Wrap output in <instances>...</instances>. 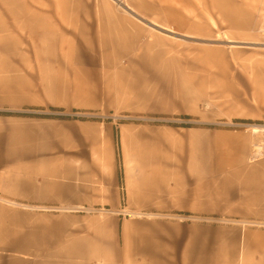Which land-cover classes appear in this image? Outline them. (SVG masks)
Here are the masks:
<instances>
[{
  "label": "crops",
  "instance_id": "obj_1",
  "mask_svg": "<svg viewBox=\"0 0 264 264\" xmlns=\"http://www.w3.org/2000/svg\"><path fill=\"white\" fill-rule=\"evenodd\" d=\"M143 20L0 0V264H264L261 136L231 123L264 103L209 127L208 64Z\"/></svg>",
  "mask_w": 264,
  "mask_h": 264
},
{
  "label": "rangeland",
  "instance_id": "obj_2",
  "mask_svg": "<svg viewBox=\"0 0 264 264\" xmlns=\"http://www.w3.org/2000/svg\"><path fill=\"white\" fill-rule=\"evenodd\" d=\"M118 1L144 19L154 32L186 43L182 46L187 49L192 46L194 64H208L206 87L193 83L192 89L200 90L206 97L204 108L209 115V127L220 128V116L230 107L233 98L240 100L239 107L263 105L264 0ZM153 22L158 27L149 25ZM180 118L174 123H192L190 116ZM231 123L249 128L264 124V119H237Z\"/></svg>",
  "mask_w": 264,
  "mask_h": 264
},
{
  "label": "built area",
  "instance_id": "obj_3",
  "mask_svg": "<svg viewBox=\"0 0 264 264\" xmlns=\"http://www.w3.org/2000/svg\"><path fill=\"white\" fill-rule=\"evenodd\" d=\"M104 117L107 119L112 118L111 116H104ZM119 119L120 120H126V119H128V117L127 116H120ZM238 125L246 126L243 124H238ZM254 125H258L260 128V131H258V132L252 131L254 134H259L261 136V141L254 144V150H255L256 156H260L261 154H264V124H254ZM251 126L249 127L250 129H251Z\"/></svg>",
  "mask_w": 264,
  "mask_h": 264
},
{
  "label": "bare ground",
  "instance_id": "obj_4",
  "mask_svg": "<svg viewBox=\"0 0 264 264\" xmlns=\"http://www.w3.org/2000/svg\"><path fill=\"white\" fill-rule=\"evenodd\" d=\"M229 42H232V43H233V41H229ZM257 45H258V44H257ZM262 45H263V44H262ZM251 129H252L253 132H258V131H260V128H259L258 125H252V126H251Z\"/></svg>",
  "mask_w": 264,
  "mask_h": 264
},
{
  "label": "water",
  "instance_id": "obj_5",
  "mask_svg": "<svg viewBox=\"0 0 264 264\" xmlns=\"http://www.w3.org/2000/svg\"><path fill=\"white\" fill-rule=\"evenodd\" d=\"M140 18V17H139ZM141 19V18H140ZM144 21V20H143Z\"/></svg>",
  "mask_w": 264,
  "mask_h": 264
}]
</instances>
